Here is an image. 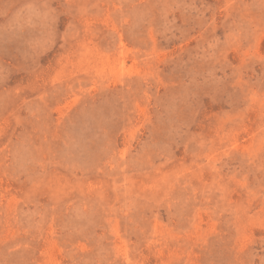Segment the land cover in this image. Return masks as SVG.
Returning <instances> with one entry per match:
<instances>
[{"label":"rangeland","instance_id":"1","mask_svg":"<svg viewBox=\"0 0 264 264\" xmlns=\"http://www.w3.org/2000/svg\"><path fill=\"white\" fill-rule=\"evenodd\" d=\"M0 264H264V0H0Z\"/></svg>","mask_w":264,"mask_h":264}]
</instances>
